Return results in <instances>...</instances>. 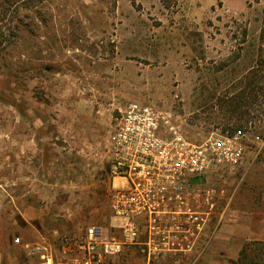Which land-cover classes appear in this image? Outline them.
<instances>
[{
  "label": "rangeland",
  "instance_id": "1",
  "mask_svg": "<svg viewBox=\"0 0 264 264\" xmlns=\"http://www.w3.org/2000/svg\"><path fill=\"white\" fill-rule=\"evenodd\" d=\"M128 102L172 110L198 140L247 134L242 165L208 176L224 198L206 249L176 264H264V0H0V264L114 231L107 146Z\"/></svg>",
  "mask_w": 264,
  "mask_h": 264
},
{
  "label": "built area",
  "instance_id": "2",
  "mask_svg": "<svg viewBox=\"0 0 264 264\" xmlns=\"http://www.w3.org/2000/svg\"><path fill=\"white\" fill-rule=\"evenodd\" d=\"M117 111L107 150L110 212L119 222L111 232L94 226L83 237H63L57 260L49 254L53 242L29 245L42 264H116L125 256L138 264H176L207 247L211 219L224 198L208 176L242 165L247 134L216 128L198 140L172 110L128 102ZM116 179L125 186L114 187Z\"/></svg>",
  "mask_w": 264,
  "mask_h": 264
},
{
  "label": "trees",
  "instance_id": "3",
  "mask_svg": "<svg viewBox=\"0 0 264 264\" xmlns=\"http://www.w3.org/2000/svg\"><path fill=\"white\" fill-rule=\"evenodd\" d=\"M238 68H239V70H240V72H242V70L240 69V67L238 66ZM244 69V71H246V68L244 67L243 68ZM238 72V69H234L233 71H232V74H235V73H237ZM215 73H216V75L217 74H220V73H224V67H223V65H222V67L221 68H218L216 71H215ZM226 76V75H225ZM250 77V76H249ZM249 77H248V79H246V83L244 84V83H242V84H240V85H238V88H239V90H241L242 91V93H239V95L238 96H241V98H243V94H244V91L243 90H247L248 89V84H247V82H249ZM223 79H225V77L223 78ZM217 86H219V84H217ZM232 87V86H231ZM232 89V93L234 94L236 91H237V89H235V88H231ZM217 93V92H216ZM209 97V96H208ZM204 98V97H203ZM238 98H240V97H238ZM208 100V98L204 101V102H206ZM214 100H216V99H214ZM231 107H232V103H233V99L231 100ZM220 105H222V106H224L223 105V102H221L220 101Z\"/></svg>",
  "mask_w": 264,
  "mask_h": 264
},
{
  "label": "flooded vegetation",
  "instance_id": "4",
  "mask_svg": "<svg viewBox=\"0 0 264 264\" xmlns=\"http://www.w3.org/2000/svg\"><path fill=\"white\" fill-rule=\"evenodd\" d=\"M52 246H53V248L49 254L53 260H57L58 258H60L59 253H60V251H62V245L58 242H53ZM32 256L36 259V262H35L36 264H42L43 263V262H41V256H39V255H32Z\"/></svg>",
  "mask_w": 264,
  "mask_h": 264
},
{
  "label": "crops",
  "instance_id": "5",
  "mask_svg": "<svg viewBox=\"0 0 264 264\" xmlns=\"http://www.w3.org/2000/svg\"><path fill=\"white\" fill-rule=\"evenodd\" d=\"M255 237H257V239L263 240L264 239V229L258 231V232H253ZM36 264V263H34Z\"/></svg>",
  "mask_w": 264,
  "mask_h": 264
},
{
  "label": "water",
  "instance_id": "6",
  "mask_svg": "<svg viewBox=\"0 0 264 264\" xmlns=\"http://www.w3.org/2000/svg\"><path fill=\"white\" fill-rule=\"evenodd\" d=\"M195 182H198L197 180Z\"/></svg>",
  "mask_w": 264,
  "mask_h": 264
}]
</instances>
